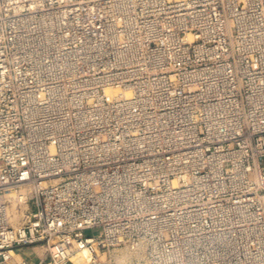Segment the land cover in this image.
<instances>
[{
    "label": "built area",
    "instance_id": "1",
    "mask_svg": "<svg viewBox=\"0 0 264 264\" xmlns=\"http://www.w3.org/2000/svg\"><path fill=\"white\" fill-rule=\"evenodd\" d=\"M23 247L264 264V0H0V264Z\"/></svg>",
    "mask_w": 264,
    "mask_h": 264
},
{
    "label": "rangeland",
    "instance_id": "2",
    "mask_svg": "<svg viewBox=\"0 0 264 264\" xmlns=\"http://www.w3.org/2000/svg\"><path fill=\"white\" fill-rule=\"evenodd\" d=\"M22 210L16 209L14 205H12L10 210V224L15 226L22 222ZM97 232L87 231L85 235L96 234ZM34 248V249H32ZM17 254V253H16ZM19 254L26 256V259L30 260L33 263H38L41 261L43 264L48 262L47 254L43 248L40 247H23L20 249ZM12 255V254H11ZM16 261L19 260V257H13Z\"/></svg>",
    "mask_w": 264,
    "mask_h": 264
},
{
    "label": "crops",
    "instance_id": "3",
    "mask_svg": "<svg viewBox=\"0 0 264 264\" xmlns=\"http://www.w3.org/2000/svg\"><path fill=\"white\" fill-rule=\"evenodd\" d=\"M32 249H34V248H32ZM20 257H22V258H26V256H24V255H22V254L20 255Z\"/></svg>",
    "mask_w": 264,
    "mask_h": 264
},
{
    "label": "bare ground",
    "instance_id": "4",
    "mask_svg": "<svg viewBox=\"0 0 264 264\" xmlns=\"http://www.w3.org/2000/svg\"><path fill=\"white\" fill-rule=\"evenodd\" d=\"M13 255V254H12Z\"/></svg>",
    "mask_w": 264,
    "mask_h": 264
}]
</instances>
